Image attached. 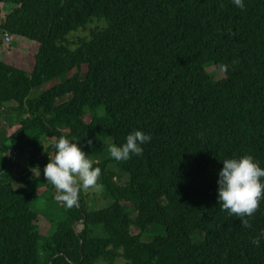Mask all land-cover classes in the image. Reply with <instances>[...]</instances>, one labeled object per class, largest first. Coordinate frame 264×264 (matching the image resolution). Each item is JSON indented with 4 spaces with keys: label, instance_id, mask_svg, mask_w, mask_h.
I'll use <instances>...</instances> for the list:
<instances>
[{
    "label": "trees",
    "instance_id": "16d2710c",
    "mask_svg": "<svg viewBox=\"0 0 264 264\" xmlns=\"http://www.w3.org/2000/svg\"><path fill=\"white\" fill-rule=\"evenodd\" d=\"M244 2L0 0L9 45L36 47L31 72L0 60V264H264V200L245 227L217 199L224 159L264 167V0ZM133 130L151 141L115 161ZM60 136L101 168L110 207L56 199L43 169ZM39 200L59 215L47 236ZM154 226L167 235L144 242Z\"/></svg>",
    "mask_w": 264,
    "mask_h": 264
},
{
    "label": "clouds",
    "instance_id": "9594fccd",
    "mask_svg": "<svg viewBox=\"0 0 264 264\" xmlns=\"http://www.w3.org/2000/svg\"><path fill=\"white\" fill-rule=\"evenodd\" d=\"M232 3L241 10L245 9L244 0H232ZM220 67L226 69L224 65ZM150 141V134L133 130L124 143L110 144L108 152L115 161H127L133 155H142V145ZM51 147L55 155L49 156L43 175L55 188L58 201L69 209L78 206L82 190L99 187L101 168L94 166V161L75 140L60 136L52 142ZM222 164L217 180L218 203L222 210L239 218L242 225L247 227L249 223L245 217L253 216L264 200V167L251 154L226 158ZM35 170L40 173L38 169Z\"/></svg>",
    "mask_w": 264,
    "mask_h": 264
},
{
    "label": "rangeland",
    "instance_id": "374dc122",
    "mask_svg": "<svg viewBox=\"0 0 264 264\" xmlns=\"http://www.w3.org/2000/svg\"><path fill=\"white\" fill-rule=\"evenodd\" d=\"M13 7L8 6L6 9L2 12L1 17L6 16L12 11ZM92 28V26L90 27ZM89 33V30L87 32H81V30L77 33H72L68 36L69 40H74L78 37H84L86 34ZM0 60L6 62L9 65H13L17 68L23 69L27 72H31L33 69V53L36 50L35 46H28L25 48L24 46L19 47H12L13 45H9V41L5 36H3V33L0 31ZM70 49L74 51L76 49L75 45H70ZM207 72L213 76V78L216 81H222L225 79V74L218 70V68L215 65H210L207 67ZM45 90V87L32 91L30 98L36 99L39 97V95L42 93V91ZM86 121H88V118H86ZM3 123H1V126ZM127 182V178L125 177L121 184H124ZM84 195L86 196L87 204L90 208V210L93 211H99L102 209H106L110 207L113 204V200L108 196V193L105 189H103L100 185L97 188H90L88 190H83ZM126 204V203H125ZM36 209L38 211H41V214L39 215L36 225L40 231V234L43 236L50 235L54 232L55 226L51 224L47 218L51 219V221L57 222L59 219V215L57 212V209L55 205H53L51 202H47L46 200H39L36 202ZM34 205V206H35ZM128 211L132 214V217L136 216V212L132 210V205L126 204ZM47 217V218H46ZM139 233V230L135 227H132V234L137 235ZM167 235L166 230L162 227H151L149 228L148 232L145 233L142 237L144 242H150L154 237H165ZM199 238H202L199 236ZM195 243H201L199 242L198 235L194 238ZM116 264H124L123 259L116 260ZM94 264H105L102 261H96Z\"/></svg>",
    "mask_w": 264,
    "mask_h": 264
}]
</instances>
